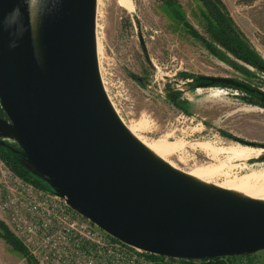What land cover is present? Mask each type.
I'll return each instance as SVG.
<instances>
[{"label":"water","instance_id":"95a60500","mask_svg":"<svg viewBox=\"0 0 264 264\" xmlns=\"http://www.w3.org/2000/svg\"><path fill=\"white\" fill-rule=\"evenodd\" d=\"M41 2L43 64L33 50L27 0H0V125L10 123L33 171L82 217L143 252L186 261L264 252V207L183 186L128 137L98 77L95 0Z\"/></svg>","mask_w":264,"mask_h":264},{"label":"rangeland","instance_id":"374dc122","mask_svg":"<svg viewBox=\"0 0 264 264\" xmlns=\"http://www.w3.org/2000/svg\"><path fill=\"white\" fill-rule=\"evenodd\" d=\"M131 1L132 15L115 0L95 3L98 77L117 115L139 137L171 144L173 151L167 160L179 170L212 164L202 152L190 151L186 146L203 143L225 149L223 167L264 181V167H257L264 166V151L243 147L245 143L255 144L256 148L264 146V105L227 85L190 91L187 86L190 81L179 77L185 72L198 77L226 78L264 94V72L236 60L213 41L207 28V14L199 0H175L171 6L162 0ZM219 2L242 39L264 61V0ZM177 14L182 15L191 29L183 26ZM190 30L216 48L223 59L211 55ZM167 86L181 92L180 109L167 101ZM15 145L10 123L5 121L0 125V147ZM253 161L263 163L250 165ZM21 163L36 175L23 155ZM222 182V178H216L214 183ZM250 257L264 264L263 251ZM229 258L232 264L243 261L239 257ZM0 264L27 262L0 238Z\"/></svg>","mask_w":264,"mask_h":264},{"label":"built area","instance_id":"2783aa9c","mask_svg":"<svg viewBox=\"0 0 264 264\" xmlns=\"http://www.w3.org/2000/svg\"><path fill=\"white\" fill-rule=\"evenodd\" d=\"M0 220L36 264H173L178 261L145 253L112 238L52 190L17 175L1 157ZM242 258L241 264H259L255 259Z\"/></svg>","mask_w":264,"mask_h":264},{"label":"bare ground","instance_id":"6f19581e","mask_svg":"<svg viewBox=\"0 0 264 264\" xmlns=\"http://www.w3.org/2000/svg\"><path fill=\"white\" fill-rule=\"evenodd\" d=\"M41 1L42 0H27V8L33 50L38 61L43 64V46L41 42ZM115 1L120 8L125 10L130 15L133 14L134 7L131 0ZM97 52L98 41L94 34L95 62ZM105 98L110 109L112 110V113L128 137L142 152V154L159 170L172 176L174 179H177L183 186L194 191H198L204 195L218 197L226 201L264 207V181H260L258 178L254 177L238 175L237 171L234 170L233 172L226 167H223V163L227 157V153L224 148L203 143H191L186 145L190 151L193 150L202 152L208 159L212 161V164L208 166L205 165L190 171L179 170L167 160L168 155L173 151V149H171V144H169L166 140L148 141L142 137H139L134 132L132 127L125 125L122 119L117 115L109 99L106 96ZM181 145L179 144V146ZM262 150L264 151V149ZM221 158H224V160L221 161ZM216 178H222V184L218 185L214 183Z\"/></svg>","mask_w":264,"mask_h":264},{"label":"trees","instance_id":"16d2710c","mask_svg":"<svg viewBox=\"0 0 264 264\" xmlns=\"http://www.w3.org/2000/svg\"><path fill=\"white\" fill-rule=\"evenodd\" d=\"M166 5L171 6V2L175 0H162ZM202 4L208 18V31L211 35V38L215 43L220 45L227 53L231 54L236 60L243 62L246 65H249L253 68H257L264 72V61L256 54L254 51L250 49L248 44L242 39V36L235 29L232 21L228 18L227 14L223 11L222 5L219 0H199ZM178 20L181 21L185 28L191 29V27L184 21L182 15H178ZM192 36L198 39L203 43L206 50L213 56L222 58L220 54L217 52L216 48H214L210 43H207L203 38H200L194 31L190 30ZM223 59V58H222ZM234 66V64H232ZM239 69V68H238ZM179 77L183 81H190L187 83L188 89L190 91L196 90L201 87H223L230 86L228 84H221L217 82H213L208 77H198L188 73H180ZM233 87V86H232ZM250 88V87H249ZM239 91L247 94L249 97L256 98L259 100L261 105H264V101L261 99L257 90L245 91L240 88H237ZM251 89V88H250ZM181 92L178 90H171L169 86L166 88V99L167 101L175 108L180 109L179 105V97ZM184 114L188 115L187 112L183 111ZM0 119H6L5 114L0 108ZM219 133L227 138L233 139L230 135L219 131ZM0 157L15 171L17 175L29 181L30 183L51 190L44 181L36 175H32L23 164L22 160V151L21 149L15 145L12 147H0ZM0 238L9 245L13 251L23 256L26 260L27 264H36L34 260L28 257L25 249L22 247L20 242L9 232V230L0 222ZM234 258L236 257H232ZM242 258V257H239ZM245 258L250 259V256H245ZM232 262V261H231ZM230 262V258H215L210 260L203 261H186V260H178L179 264H232Z\"/></svg>","mask_w":264,"mask_h":264},{"label":"flooded vegetation","instance_id":"af4514ba","mask_svg":"<svg viewBox=\"0 0 264 264\" xmlns=\"http://www.w3.org/2000/svg\"><path fill=\"white\" fill-rule=\"evenodd\" d=\"M241 143H245L244 141H240ZM246 144H249V143H245V145ZM255 145V144H254ZM264 147V146H263ZM245 149H247V150H255V149H249V148H247V147H245ZM258 150H261V151H263L262 149H258ZM243 152H246V151H243ZM247 153V152H246ZM264 161V160H263ZM255 163H257V164H262L263 162H250V165H254ZM257 167H264L263 165L262 166H260V165H257Z\"/></svg>","mask_w":264,"mask_h":264},{"label":"clouds","instance_id":"9594fccd","mask_svg":"<svg viewBox=\"0 0 264 264\" xmlns=\"http://www.w3.org/2000/svg\"><path fill=\"white\" fill-rule=\"evenodd\" d=\"M12 12H13L14 14H18V13H19V9H18V8H14V9L12 10Z\"/></svg>","mask_w":264,"mask_h":264},{"label":"crops","instance_id":"0c3cea01","mask_svg":"<svg viewBox=\"0 0 264 264\" xmlns=\"http://www.w3.org/2000/svg\"><path fill=\"white\" fill-rule=\"evenodd\" d=\"M252 259H254V258H252Z\"/></svg>","mask_w":264,"mask_h":264}]
</instances>
